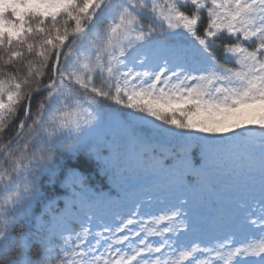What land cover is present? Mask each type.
Listing matches in <instances>:
<instances>
[{"label":"snow or ice","instance_id":"6c2138e0","mask_svg":"<svg viewBox=\"0 0 264 264\" xmlns=\"http://www.w3.org/2000/svg\"><path fill=\"white\" fill-rule=\"evenodd\" d=\"M157 35L172 38L168 54L137 71L149 57L130 66L131 50ZM217 49L235 67L220 63ZM108 103L158 121L161 134L207 139L206 150H184L169 165L180 184L210 177L223 163L216 146L238 141V158L249 162L244 175L259 184V215L253 209L246 220L261 238L183 250L150 242L173 231L187 216L183 207L155 218L159 229L129 217L93 232L88 217L80 231L14 234L10 217L38 194L42 173H51L49 183L71 177L86 188L76 164L57 176L58 148L117 174L143 163L87 140ZM0 189V264H239L241 257L264 264V0H0Z\"/></svg>","mask_w":264,"mask_h":264},{"label":"trees","instance_id":"16d2710c","mask_svg":"<svg viewBox=\"0 0 264 264\" xmlns=\"http://www.w3.org/2000/svg\"><path fill=\"white\" fill-rule=\"evenodd\" d=\"M119 2V0H117ZM107 21L102 23L101 28L106 25ZM145 25L151 23L147 18L144 19ZM155 26V25H154ZM171 37L157 35L153 37L151 42L139 47L138 50H131V55L128 59L134 55L150 51L157 43L165 42L170 44ZM217 59L220 63H226L228 67H235L234 64L226 62L224 53L221 49L216 50ZM50 75V74H49ZM47 79V77L45 78ZM99 125L94 131L90 132L87 140L96 145L104 146L107 141L115 147V149L126 157H140L143 163L140 166H130L126 171L117 174L116 171L111 168H102L94 162H77L70 160V153L64 147H60L56 150L54 156V163L59 166L57 169V176H60V171L66 169V166L70 163L76 164L80 167L82 174L86 178V188L81 190L78 186L73 187L77 182L74 178L68 177L65 179L60 176L56 179L55 183H49L48 178L51 175L49 172H44L39 177L38 186L39 192L34 196L30 203L24 205L20 212L16 213L14 217H10L11 228L14 230V234H19L23 229L26 233L32 234L38 232L37 230V218L43 212L46 214V207L51 205L54 201L58 200V203L63 205L60 198L66 196H72L73 198H85L90 202L100 200L103 204L112 199V202H118L123 205L128 201L130 193L138 194L140 200H144L143 193L146 192V188L151 186L154 182H159L161 179L170 178L174 175V171L169 165L175 162L176 154L181 153L183 155L184 150H187L188 154L192 152H201L207 149V139L190 140L185 134H181L180 130H173V133L161 134L160 131L154 127L159 124L158 121H153L152 124H148L146 120L139 119L142 115L140 113H132L131 110L122 108L119 105L108 103L107 108L100 114ZM151 119V118H147ZM197 137H203L205 134L195 133ZM238 141H224L217 147L218 155L225 164L233 162V167L236 168L235 160H232L230 155L238 153L237 149ZM152 145V149L144 151L142 156L136 154L144 147ZM39 156V150L33 153V157ZM227 156L229 158H227ZM242 160V159H241ZM244 167H246V161L242 160ZM229 173H224V177L218 175L220 183L228 181ZM63 180L64 182H61ZM219 182L213 183L215 187L219 186ZM250 185L252 182L249 183ZM24 184L20 183L21 192L23 191ZM181 188L187 189L186 195L187 201L186 211L187 216H182L178 219L176 224L173 225V231L171 233H165L166 236L173 238V248L178 250L187 249L186 246H177L175 244L176 236L180 234H188L191 231V227H198V230L205 231V227L210 229L223 230L224 235L220 238L210 235V239L214 243L217 241H223L229 236L234 237V246H240L253 242V238L246 237L242 234V229L236 226L237 220L242 218L241 211L244 207L243 202L236 197V189L227 187L224 189L225 199L215 200L213 194L208 188L203 186L202 180L196 182L193 185L180 184ZM83 191V196L81 192ZM4 195L2 189H0V203L3 202ZM51 202V203H50ZM221 205L224 208V213L220 219L210 221L214 217L216 210ZM137 207V205H136ZM174 208H161L159 213L154 216H145L138 214L133 216V213L119 214L122 217L121 220L129 217L141 221L142 224L150 227L154 226L162 228L164 224L155 225L153 222L155 218L170 213V210ZM81 219L76 222L72 221L71 226L73 230L80 231L81 225L87 223V218L90 214L87 213L84 208L78 209ZM135 213V212H134ZM202 219L205 221L203 222ZM164 223H167L166 221ZM178 225L180 227H178ZM187 225V229L183 227ZM48 231L43 230L42 233L47 234ZM155 237L150 236L148 238ZM15 238V235H14ZM174 258V257H173ZM242 258V257H241ZM247 260H256L259 262V258L248 257Z\"/></svg>","mask_w":264,"mask_h":264},{"label":"rangeland","instance_id":"374dc122","mask_svg":"<svg viewBox=\"0 0 264 264\" xmlns=\"http://www.w3.org/2000/svg\"><path fill=\"white\" fill-rule=\"evenodd\" d=\"M169 44L165 42H159L157 43L148 53H140L139 55H134L128 59L129 64L131 66V63L137 56L147 55L149 57L148 62L144 65L143 68L140 67V65L137 63L135 65V68L137 71H144L151 69L155 67L157 63L160 62V59L168 54V48ZM171 58V57H170ZM238 158V157H236ZM249 163V162H248ZM237 169H233L231 164L224 166L223 163L221 167L214 171L213 174L203 179L204 186L208 188L214 196L219 199L224 197V189L226 186L233 187V185L239 184L240 187H238V193L237 196L240 197V199L244 202V208L242 209L241 213L244 217V219H241L237 222V226L245 222L246 216L249 213V211L255 209L257 215L259 214L258 208H256V203L252 202L258 199V188L255 186H247L245 183L246 175L242 172V166L241 163H237ZM229 173L230 177L227 179L229 182L224 181L223 184H221L219 187H214L213 181H218V175L224 176V173ZM248 179V178H247ZM175 184V188L172 187V184ZM230 185V186H229ZM238 185V186H239ZM152 189V188H151ZM147 196H150L147 200L142 201L139 203V200L136 196H131L130 201L126 203L123 207L117 208V204L114 203L113 207L111 208H101L98 204H88L83 203L84 207L86 209H91L93 207V211L91 216H93L91 220V227L94 231H102L103 226H105V223L111 225L113 223H116L119 221V219L116 217L119 212H132L134 209V204H138V211L144 214H156L162 207L172 206L177 207L178 205H181V207H185V204H182V201L186 199V192L185 190H181L178 187V183L175 182L174 176L171 179L163 180L159 187L156 189V192L153 194L151 192L145 194ZM63 201L65 202V206L58 205L57 203H54L53 207L47 208V219L42 215L39 217L38 220V226L37 230L41 232L43 229L48 230L49 232H59L62 229L70 228V221L71 220H79L80 217L76 214V209L73 207V203L78 205L81 204L80 200H72L70 198H64ZM222 214V210H219L217 212V218L220 217ZM255 216L253 217V219ZM48 221V222H46ZM247 221V220H246ZM135 227L137 230L139 226H130ZM245 228L248 231V233H251L254 238H261L260 233L257 230L251 229L247 222L245 223ZM213 234L215 236H219L222 234V232H219L217 230H213ZM107 235V234H106ZM142 235V233H141ZM201 236V240L199 237ZM136 241L139 240V237L135 238ZM197 242L201 248L205 247L210 243L208 239V232H205L203 234H191L188 235V237H182L179 239V242L185 241V242ZM154 245H158L161 240L158 238H153L150 240ZM195 245V244H193ZM192 245V246H193ZM191 247V246H190ZM202 258L205 256H201ZM239 264H259L256 262H251L249 260L245 259H238ZM235 264V262H234Z\"/></svg>","mask_w":264,"mask_h":264}]
</instances>
